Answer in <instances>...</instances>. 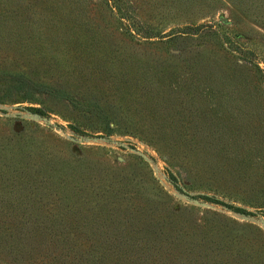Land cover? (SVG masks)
Listing matches in <instances>:
<instances>
[{"label":"rangeland","instance_id":"obj_1","mask_svg":"<svg viewBox=\"0 0 264 264\" xmlns=\"http://www.w3.org/2000/svg\"><path fill=\"white\" fill-rule=\"evenodd\" d=\"M0 1L16 2L4 14L20 43L15 66L50 85L40 104L0 101V117L15 133L39 130L57 158L80 156L65 171L76 169L99 191L86 190L85 204L71 202L81 221L71 225L49 187L8 191L3 178L0 264H264V0L143 5L154 24L181 18L206 25L176 45L184 52L167 61L175 75L171 90L161 85L169 93L161 105L148 104L141 93L152 91L140 90V66L161 57L128 34L110 2ZM210 29L224 33L230 53ZM194 47L202 57L186 53ZM3 65L14 68V59ZM64 91L71 103L47 95ZM75 93L84 105L118 111L115 132L76 135L70 124H102L86 105L75 107ZM131 96L135 103L124 98ZM150 110L160 120L143 116Z\"/></svg>","mask_w":264,"mask_h":264},{"label":"trees","instance_id":"obj_2","mask_svg":"<svg viewBox=\"0 0 264 264\" xmlns=\"http://www.w3.org/2000/svg\"><path fill=\"white\" fill-rule=\"evenodd\" d=\"M104 1L105 3L110 2L111 7L116 9L118 17L128 22L126 27L128 29V34L132 38H136L137 36L135 35L145 38L143 44L149 45L146 46V48L149 47L150 50L156 51L159 55L157 57H161L159 59L152 60V62L146 65L143 64L140 66V69H142L141 71L144 74L140 77V90H145V92L152 91V93H141V97L147 100L148 104L158 103V105H161V102L169 98V93H163L164 88H161V85H164L166 88L171 90L169 83L175 75L172 66L169 65L167 61L174 58H180L184 51L176 45L184 39L183 37L185 35L192 33L199 34V32L205 28V23H195L192 20L187 21L186 19L180 18L175 21H166L165 23L159 22L154 24L152 21L145 19V17L141 14V8L147 2L156 7L154 0ZM13 5H16V2H13ZM13 5L12 3L0 1V101L8 100L12 103L27 102L29 104H40V96L44 95L43 92H45V89L48 90L50 85L46 82L30 77L27 70H21L15 66L17 61L15 54L18 49L17 46L20 43L18 42L12 26L6 22L4 17V14L7 15L11 13L9 11L10 9H12V11L14 10L15 7ZM136 10L140 11L139 16L137 15ZM186 22L188 23L186 24ZM179 23L185 24L182 27L174 26V24ZM168 24L171 25V28L169 31L164 32L165 28L168 27ZM210 31L219 39L221 49L230 53L229 49H227L224 45L222 37L224 33L220 34L216 29H210ZM20 50L22 51L20 55H23L24 51L22 49ZM202 51H204L203 48L194 47L191 50H187L186 53H194L195 58H199L202 57L200 54ZM12 59H14V68L9 69L3 65L5 62L12 63ZM2 67L6 68L3 69ZM139 71L140 70L138 69V72ZM194 89L195 87H189L186 89V93H191ZM75 94L80 96V93ZM47 95H54L57 98L61 97L63 100L66 99L68 101L70 93H65L64 91L62 93H47ZM124 98H126L128 102L136 100L134 96ZM84 103L83 99L81 102L80 96V101L75 102L74 105L76 108H78L79 105L84 107L86 105H84ZM95 106V104L92 105L90 103L85 106V111L95 117L100 124L103 125V127H100L102 125L98 127L91 126L85 130L80 128L78 125L70 124V129L76 135L91 136L94 132H101L103 134H111L115 132V128H117L118 125L117 120L120 119L119 112L116 110L101 111L99 109L97 110V107ZM92 108L96 109V111H90ZM30 109L35 113H38L40 116L44 115V110L42 109L33 107H30ZM142 113H144L143 116H147L150 119L160 120V111L150 110ZM122 116L124 117L125 114H122ZM166 116L168 115L166 114ZM40 134L39 130L38 132L27 130L22 133H15L9 128L8 119L0 117V186L4 184V178L8 181L5 185L8 186V191L9 188L13 186H23L22 188L49 187L50 192L59 196V205H61L62 202L60 210L64 213V215L69 217L70 224H80V217L77 215L79 212L78 207L75 208L73 203L77 206L80 202H83L84 204L85 202H89L88 200H85L86 190L90 194H96L99 192L98 188L94 186L87 188L83 184L84 182L82 183L80 177L76 176V169H72V172L65 171L68 164L78 166L81 163L80 156H75L69 153V158L67 159L61 157L57 158L54 152L51 151L50 147H48L40 138ZM43 135L45 134L43 133ZM53 139H55L53 141L58 143V146L66 145V141L62 139L54 137ZM169 144L170 143H168V146ZM170 146L172 145L170 144ZM170 146L167 148L171 149ZM67 151L68 150L65 149V152ZM54 178L57 180H54ZM113 182H116V180ZM105 186L106 191L111 192L114 189L112 182L107 183ZM67 187H70L72 190L65 191L67 190ZM120 193L122 194L126 192H118V194ZM74 197L76 199L72 200ZM81 197H83L84 200H81ZM92 216L93 214H91V217ZM88 217L89 214L82 215L83 220L87 221L89 219Z\"/></svg>","mask_w":264,"mask_h":264}]
</instances>
